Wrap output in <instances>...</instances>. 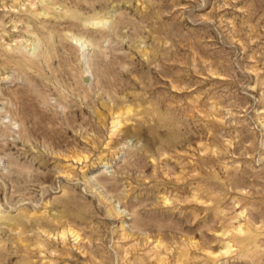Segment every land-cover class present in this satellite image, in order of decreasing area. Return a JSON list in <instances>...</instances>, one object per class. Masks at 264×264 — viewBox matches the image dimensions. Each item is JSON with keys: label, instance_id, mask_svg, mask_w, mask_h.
<instances>
[{"label": "rangeland", "instance_id": "374dc122", "mask_svg": "<svg viewBox=\"0 0 264 264\" xmlns=\"http://www.w3.org/2000/svg\"><path fill=\"white\" fill-rule=\"evenodd\" d=\"M0 264H264V0H0Z\"/></svg>", "mask_w": 264, "mask_h": 264}]
</instances>
